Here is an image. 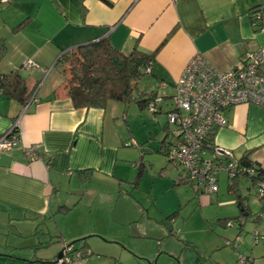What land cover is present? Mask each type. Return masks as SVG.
<instances>
[{
    "label": "crops",
    "instance_id": "crops-1",
    "mask_svg": "<svg viewBox=\"0 0 264 264\" xmlns=\"http://www.w3.org/2000/svg\"><path fill=\"white\" fill-rule=\"evenodd\" d=\"M108 1L110 4L103 0H0V38H5L7 44L0 73L19 68L29 87L38 83L25 105L0 93V135L16 126L20 136L17 146L0 153V235L8 227L15 226L17 230L16 222L21 219L55 217L62 212L58 210L62 205L67 207L65 211L69 210L68 200L60 198L64 182L67 181L69 194L73 193V177H78L79 183L86 181L82 176L87 171L82 174L80 170L90 171L89 181L97 173L118 177L119 188H124L121 182L132 181L124 171L131 169L129 165L116 163L121 153H125L120 148H134L125 145L134 140L130 129L125 134L119 127L124 106L108 101L103 108H75L63 90L64 77L58 66L64 51L100 38H107L126 53L134 47L156 51L152 75L158 86L164 82L162 88H172L197 53L218 70L227 71L247 51L264 46V28L255 31L250 20V10L264 9V0ZM22 21V28L13 32V26ZM26 59L34 61L38 68H25ZM223 115L227 124L216 127L214 147L229 151L238 160L248 151L249 160L264 169V108L240 102L224 110ZM167 134L161 140L163 152L174 141L173 131V138L166 140ZM28 146H33L41 158L27 157L24 149ZM210 154L213 152L203 153L206 157ZM143 161L146 162L145 157ZM174 167L180 170L178 165L167 161L158 174L167 177ZM162 169L164 172L159 173ZM146 170L147 164L140 181ZM178 177L179 174L173 179L172 187L186 185H176L174 180ZM240 181L252 183L239 175L237 190ZM187 185L193 190L190 183ZM125 192L140 203L130 190ZM242 207L247 215L249 207ZM57 228V240L69 241V231ZM80 235L83 234L77 236ZM47 240L43 237L38 242L44 245ZM31 245L33 242L25 248ZM82 246L90 248V243L82 241L79 247ZM4 253L8 252L0 253V260L3 255H10ZM32 257L43 263L48 261L36 253Z\"/></svg>",
    "mask_w": 264,
    "mask_h": 264
},
{
    "label": "rangeland",
    "instance_id": "rangeland-1",
    "mask_svg": "<svg viewBox=\"0 0 264 264\" xmlns=\"http://www.w3.org/2000/svg\"><path fill=\"white\" fill-rule=\"evenodd\" d=\"M58 66L62 68L64 63L58 62ZM138 88L145 93H173L171 87L158 86L152 74H144ZM171 104V98L164 101L159 113L140 109L136 101L122 104L126 121L120 117L119 127L125 134L130 129L139 147L120 148L128 156L121 153L116 163L129 165L131 169L124 171L132 180L136 173L132 161L144 155L147 170L136 187L121 182L124 188H119L118 177L97 173L81 183L73 177V193L69 194L65 181L60 198L67 199L71 208L55 217L21 219L16 222L18 231L15 226L6 228L0 235V253L10 255H3L0 264H52L65 243L85 236L90 243L85 249L94 252L90 264L98 260L100 264H264V207L251 182L240 181L237 192L229 193L227 174L221 171L217 192L195 194L187 184L172 187L181 168L170 169L167 177L158 174L168 161L160 152L161 140L165 133L166 140L173 138L166 113ZM126 189L140 203L127 195ZM245 205L249 207L247 215L242 211ZM58 226L69 231V241L57 240ZM43 237L48 239L44 245L38 242ZM35 253L48 258V262L33 259Z\"/></svg>",
    "mask_w": 264,
    "mask_h": 264
},
{
    "label": "built area",
    "instance_id": "built-area-1",
    "mask_svg": "<svg viewBox=\"0 0 264 264\" xmlns=\"http://www.w3.org/2000/svg\"><path fill=\"white\" fill-rule=\"evenodd\" d=\"M23 66L38 68L31 59H26ZM164 85L162 82L161 86ZM172 88L171 110L166 113L167 123L173 127L174 141L166 149V157L182 168L184 177L195 192H217L219 173L225 171L230 183L240 175L241 162L232 155L219 160L217 152L209 157L203 153L210 145L208 138L216 127L227 124L224 110L240 102L255 103L264 108V46L247 51L239 63L227 71L218 70L197 53L187 62ZM162 102L164 98L158 92L147 108L153 112ZM10 132L11 129L0 135V153L10 151L20 142L19 134ZM131 142L136 143L134 140ZM24 153L30 159L41 158L33 146L26 147ZM244 169L246 172L243 173L248 177L254 172L253 167ZM255 190L264 206V177L257 181ZM254 236L259 239L257 231ZM60 252L52 264H87L91 253L84 248L75 249L71 244H65Z\"/></svg>",
    "mask_w": 264,
    "mask_h": 264
},
{
    "label": "trees",
    "instance_id": "trees-1",
    "mask_svg": "<svg viewBox=\"0 0 264 264\" xmlns=\"http://www.w3.org/2000/svg\"><path fill=\"white\" fill-rule=\"evenodd\" d=\"M103 1L110 4L108 0ZM81 2H83V0H81ZM262 15H264V9L260 7H255L250 10V20L255 31L264 28ZM22 26L23 21L13 26L12 31L16 32L21 29ZM6 52V40L5 38H0V61L5 56ZM155 54L156 51L146 52L137 47H134L131 51L126 53L114 47L107 38H100L79 44L68 51H64L58 59L59 62L64 63L61 69L64 77L63 90L66 92L75 108H103L108 101L121 102L124 106L130 101H136L140 109L144 107L147 108L148 103L155 98L158 92L151 91L145 93L140 91L138 83L144 74H152L151 68L154 63ZM37 85L38 83H35L33 86L29 87L26 78L21 74L19 68L0 73V93L4 97L15 99L23 105L28 103ZM135 92L138 93V97L135 96ZM161 96L164 98V101L171 98L170 95L164 93H161ZM162 103H160L159 107L152 113L160 112ZM169 110H171V106L166 112ZM123 119L126 121L124 116ZM214 132L208 138L210 145L206 147L207 150L205 151L217 152V159L220 160L230 154L228 153L229 151H220L214 147ZM17 133V127H12L10 134ZM131 141H129L127 146L139 147L138 142L133 144ZM163 153L166 156L167 150H164ZM143 156L144 155L141 154L138 161L134 162L136 173L132 181H130L134 187L138 185L142 173L146 168ZM248 157L249 152L246 151L239 159L242 167L240 170V177L249 178L255 185L259 179L264 177V169L257 163L249 160ZM168 162L178 165L175 161L169 159ZM178 167L181 168L179 165ZM246 167L254 168L253 174L249 177L243 173L246 172L244 169ZM86 171L88 172L89 170H80L82 174ZM162 172H164V169L159 173ZM86 173L85 176H82L85 180L89 179L90 171ZM238 179L239 176H235L232 182L228 183L229 191H237ZM174 182L176 185L189 183L183 175L182 168L179 177L177 180H174ZM63 209L65 211L67 207L62 205L59 206L58 210L63 211ZM86 238L87 237L65 244H71L75 249H85L84 246H76L75 242L86 241ZM92 255L93 252L91 251L87 258V264H90Z\"/></svg>",
    "mask_w": 264,
    "mask_h": 264
},
{
    "label": "water",
    "instance_id": "water-1",
    "mask_svg": "<svg viewBox=\"0 0 264 264\" xmlns=\"http://www.w3.org/2000/svg\"><path fill=\"white\" fill-rule=\"evenodd\" d=\"M71 243H72V242H71ZM60 254H61V252H59V253H58L56 256H57V257H59V256H60Z\"/></svg>",
    "mask_w": 264,
    "mask_h": 264
}]
</instances>
